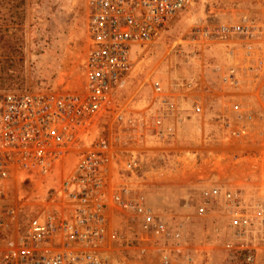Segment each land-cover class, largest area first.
Listing matches in <instances>:
<instances>
[{
  "label": "built area",
  "instance_id": "built-area-1",
  "mask_svg": "<svg viewBox=\"0 0 264 264\" xmlns=\"http://www.w3.org/2000/svg\"><path fill=\"white\" fill-rule=\"evenodd\" d=\"M82 1L77 86L0 94V264H208L214 248L219 263L264 264V0L218 3L195 18L205 0ZM133 83L142 92L127 108ZM211 89L218 108L202 105ZM191 116L215 117L220 142L247 136L237 158L252 161L241 183L210 173L183 188L178 213L205 227L197 250L182 236L191 218L172 207L164 218L126 182L141 177L131 164L154 158L126 148H171ZM113 127L138 132L109 141Z\"/></svg>",
  "mask_w": 264,
  "mask_h": 264
},
{
  "label": "rangeland",
  "instance_id": "rangeland-1",
  "mask_svg": "<svg viewBox=\"0 0 264 264\" xmlns=\"http://www.w3.org/2000/svg\"><path fill=\"white\" fill-rule=\"evenodd\" d=\"M249 1H252L255 6L262 2V0H205L204 4L197 8L193 17L195 18L197 13L201 12L218 13V3L221 8L228 10L229 7H222L223 3ZM261 11H264V8H261ZM189 24L190 22L187 21L177 25L171 37H166L164 42L175 40L178 36L177 30L178 33L185 34ZM86 50V11L82 0H0V94L7 90L45 92L60 82L64 85L65 79L73 80V75L78 74L77 66ZM156 52L160 57L163 48ZM60 74L63 79L59 82ZM140 79L141 77L137 78L136 82ZM128 90L130 92L126 95L123 105L127 108L131 104L136 106L138 95L142 92V90L138 91L139 85L134 83ZM143 90L146 91L145 88ZM218 97H220L218 89H211L202 105L218 108L220 104ZM130 112L133 111L128 109V113ZM146 121L151 122V120ZM139 122H143V118ZM204 123H208V126H204ZM217 124L215 117L205 121L196 120L191 116L189 129L183 136L181 131L179 132L180 136L174 139L175 143L171 148H152L145 145L138 147L137 144L127 147V151L141 150L144 156L152 152L154 158L134 163L135 165L131 164L134 171L141 176L140 182L143 185H139L134 176L126 179V182L138 184L147 202L158 206L164 218H168L172 213L170 207L174 209L176 218L177 216L185 217L184 213H178L177 208L183 202V188L196 185L198 179H203L210 173L228 179L232 183H241L244 176L251 172L249 169L252 161L237 158L239 152L250 148L245 143L247 136L236 140L228 135L225 142H220L210 136L218 133ZM102 126L100 122L99 127ZM215 128L217 131L214 130ZM114 129L115 127L111 130L106 129L103 133L108 140L110 139L109 141L112 138L127 140L136 136L138 132L130 128H127L124 133ZM232 132L234 129L230 127L228 133ZM257 149L260 153L261 148L257 147ZM206 151L212 159H209ZM169 152H177L178 160L171 162L172 164H168L167 160L160 157L161 153L165 156ZM189 152L205 154L207 157L196 156ZM152 189H158V193H152ZM185 218L191 219L185 226V233H182V236H186L190 250L195 248L197 250L199 246H202L199 240L203 236L202 230L205 227L201 226L193 216L187 215ZM216 250L218 248H214L213 254L205 258L208 264H226L225 261L219 263ZM192 259H195L194 256Z\"/></svg>",
  "mask_w": 264,
  "mask_h": 264
},
{
  "label": "bare ground",
  "instance_id": "bare-ground-1",
  "mask_svg": "<svg viewBox=\"0 0 264 264\" xmlns=\"http://www.w3.org/2000/svg\"><path fill=\"white\" fill-rule=\"evenodd\" d=\"M78 77H79L78 74H74L73 75V80L65 79L64 80L63 88L64 89H68V90H72L74 88V86H77V83L76 82H77ZM59 79H60L59 82L63 79V77H62L61 74L59 75ZM83 138L86 139L85 136H83ZM136 180H137V182H138L139 185H143V183L140 182V180H142V178L139 177V178H136ZM259 183H261V182L259 181ZM37 189H39V186L37 187Z\"/></svg>",
  "mask_w": 264,
  "mask_h": 264
}]
</instances>
